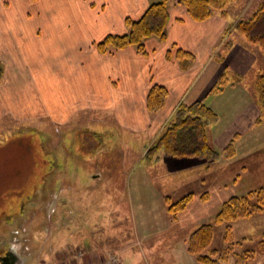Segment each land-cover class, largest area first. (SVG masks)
I'll return each instance as SVG.
<instances>
[{
  "label": "crops",
  "instance_id": "0c3cea01",
  "mask_svg": "<svg viewBox=\"0 0 264 264\" xmlns=\"http://www.w3.org/2000/svg\"><path fill=\"white\" fill-rule=\"evenodd\" d=\"M155 1L0 0V20L7 19L10 23L2 32L4 37H0V63L3 65L0 92L3 100L24 97L19 110L24 112L27 106L29 120L42 115L60 126L72 123L78 115L102 114L103 119H108L103 128L111 130L114 136L110 138L119 140L118 143H127L131 134L144 137L141 155L160 134L179 104L202 101L216 112L219 119L209 127L208 142L221 152L234 139L235 154L226 164L222 160L198 159L172 162L177 164V168L170 171L176 181L173 187H187L182 195L192 193L191 201L181 213L196 211L195 217L157 222V226L169 227L174 223L183 227V233L177 234L175 229L170 235L171 239L172 236L180 239V243L174 244L177 249L186 241L188 234H184V229L191 231L207 222L230 195L216 200L218 192L209 188L208 178L220 177L222 171L228 169L224 165H231L230 162L238 158L239 148L244 154H251L256 152L255 147L264 143V121L259 120L261 111L250 84L244 83L242 78L238 82H229L220 92L210 90L224 71L246 77L257 68L259 61L262 63L263 56L234 30L227 31L233 16L215 13L197 21L179 0H169L167 4L169 19L165 39L146 38L144 53L132 46L105 53L96 49L95 43L104 36L126 33V17H140ZM31 14L33 18H28ZM38 16L46 22L40 27L28 26ZM230 38L235 41L222 57L223 42ZM178 48L193 56L187 68H183L176 57ZM153 84L163 86L167 97L160 110L150 113L146 108V97ZM110 135L104 139L110 140ZM232 171L229 170V174L233 176ZM99 177V173L93 175L94 179ZM206 192L207 199L202 196ZM213 203L214 208L209 210ZM151 238L145 237V240L148 242ZM91 244L97 245L93 240L88 241V247L83 249L84 257L76 256L77 264L95 263L111 255L106 250V243Z\"/></svg>",
  "mask_w": 264,
  "mask_h": 264
},
{
  "label": "rangeland",
  "instance_id": "374dc122",
  "mask_svg": "<svg viewBox=\"0 0 264 264\" xmlns=\"http://www.w3.org/2000/svg\"><path fill=\"white\" fill-rule=\"evenodd\" d=\"M262 1L231 0L225 9L234 17L232 25L247 18ZM44 22L38 16L28 26L40 27ZM9 24L7 19L0 20L1 38ZM251 45L263 61L241 79L253 89L255 76L264 67V55L257 45ZM0 96L2 99V91ZM23 98L0 100V252L7 245L14 246L21 258L17 264H77L76 256L84 257L83 249L93 240L97 245L92 246L106 243V250L117 255L119 264H199L187 249L188 235L197 226L184 229L186 241L177 249L174 244L180 239L170 235L175 229L177 234L183 233V227L174 223L157 226L172 218L164 197L176 199L187 188L173 187L176 181L170 171L177 164L172 162L194 158L151 160L141 155L142 135L131 134L130 139L125 136L127 143H118L110 138L113 132L103 128L108 119L99 113L78 115L77 121L60 126L42 115L29 120L27 106L26 111L19 110ZM109 133L110 140L104 139ZM254 149L256 152L244 154L239 148L238 158L224 165L225 172L221 166L220 177L208 178L209 188L218 192L216 200L264 189V143ZM228 159L218 160L226 164ZM229 170L234 171L233 176ZM95 173L100 177L94 179ZM204 195L207 199L208 193ZM221 204L207 222L213 221ZM195 212L179 213L177 218L195 217ZM230 224L231 242H241L234 244L226 264H236L237 253L256 249L264 231V211ZM225 233L226 222L214 224L211 247L218 252L229 242ZM151 236L147 242L145 237ZM261 263L260 255L247 260V264Z\"/></svg>",
  "mask_w": 264,
  "mask_h": 264
},
{
  "label": "trees",
  "instance_id": "16d2710c",
  "mask_svg": "<svg viewBox=\"0 0 264 264\" xmlns=\"http://www.w3.org/2000/svg\"><path fill=\"white\" fill-rule=\"evenodd\" d=\"M231 0H179L184 5L189 15L197 21L205 20L213 14L227 16L225 9ZM169 0H157L146 8L143 14L134 19L126 17L127 31L124 34H108L96 42V49L105 53L111 49H122L128 46L134 47L138 52L144 53L145 39L151 36L165 39L168 23L167 4ZM237 32L246 43L257 45L264 55V1L247 17L239 19L234 25L227 28ZM231 40H227L223 47V56L231 46ZM176 57L181 66L187 68L193 60V56L178 48ZM3 78V65L0 63V82ZM241 75L224 71L211 87V91L220 92L229 82H238ZM253 90L257 104L262 112L259 120L264 119V67L256 74ZM167 97V90L157 84H153L146 97V108L150 113L160 110ZM219 116L202 101L181 103L177 106L168 122L163 127L157 138L148 146L144 156L156 160L160 156L168 158H194L201 161L218 160L220 157L231 158L235 154L234 139H231L220 152L211 147L208 142L209 127L215 124ZM203 197L205 195L203 194ZM192 193H187L178 199L170 196L164 197L166 209L172 218H177L189 204ZM264 211V189L259 188L246 192V194L233 195L227 198L216 212L212 222L199 224L193 229L187 238V249L193 254L199 264H226L228 255L232 253L234 244L231 242L230 222L250 217ZM226 222L225 240L227 246L218 252L212 248L214 237V224ZM260 255L264 264V231L257 242L256 249H246L237 253L236 264H247V260Z\"/></svg>",
  "mask_w": 264,
  "mask_h": 264
},
{
  "label": "flooded vegetation",
  "instance_id": "af4514ba",
  "mask_svg": "<svg viewBox=\"0 0 264 264\" xmlns=\"http://www.w3.org/2000/svg\"><path fill=\"white\" fill-rule=\"evenodd\" d=\"M14 246H6L3 252H0V264L6 260L14 261L15 264L21 261L20 256L16 253Z\"/></svg>",
  "mask_w": 264,
  "mask_h": 264
},
{
  "label": "built area",
  "instance_id": "2783aa9c",
  "mask_svg": "<svg viewBox=\"0 0 264 264\" xmlns=\"http://www.w3.org/2000/svg\"><path fill=\"white\" fill-rule=\"evenodd\" d=\"M117 256L110 255L108 258H105L101 261L95 262V263H84V264H117L118 259Z\"/></svg>",
  "mask_w": 264,
  "mask_h": 264
},
{
  "label": "water",
  "instance_id": "95a60500",
  "mask_svg": "<svg viewBox=\"0 0 264 264\" xmlns=\"http://www.w3.org/2000/svg\"><path fill=\"white\" fill-rule=\"evenodd\" d=\"M2 264H15L14 261H10V260H6L4 263Z\"/></svg>",
  "mask_w": 264,
  "mask_h": 264
}]
</instances>
